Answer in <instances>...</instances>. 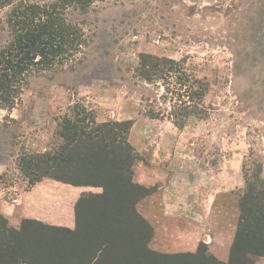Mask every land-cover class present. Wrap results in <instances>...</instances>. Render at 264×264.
Wrapping results in <instances>:
<instances>
[{"label": "rangeland", "instance_id": "1", "mask_svg": "<svg viewBox=\"0 0 264 264\" xmlns=\"http://www.w3.org/2000/svg\"><path fill=\"white\" fill-rule=\"evenodd\" d=\"M55 1L14 0L12 5ZM249 1L93 0L86 13L68 9L66 18L81 30L86 46L57 66L14 78V93L0 92V200L9 190L29 188L21 158L59 151L65 119L81 126L91 121L97 126L138 122L141 150L131 145V128L125 134L117 132L132 149L128 179L133 183L134 165L158 159V148H166L186 156L180 159L217 162L223 171L231 167L236 172L234 185L243 179L235 198L245 188V177L258 189L264 181V20L253 13L257 5ZM10 8L0 9V50L13 37ZM142 54L178 61L189 78L186 87L179 86L176 74L159 79L155 87L137 79L134 69ZM189 85L203 88L204 94L198 100V115L183 127L147 115L150 108L168 111L176 99L186 101ZM72 167L74 175L85 174L78 165ZM80 188L85 201L72 241L87 249L107 245L109 254L102 264H133V256L146 262L145 248L178 253L175 247L154 250L152 227L145 228L125 209L142 191L122 195L112 188ZM103 193L114 195V203L99 197ZM3 225L0 218L1 229ZM20 225L7 223V228L18 230ZM205 249L204 256L212 255L207 245Z\"/></svg>", "mask_w": 264, "mask_h": 264}, {"label": "trees", "instance_id": "2", "mask_svg": "<svg viewBox=\"0 0 264 264\" xmlns=\"http://www.w3.org/2000/svg\"><path fill=\"white\" fill-rule=\"evenodd\" d=\"M13 1L0 0V9L11 5L8 20L12 24L10 27L13 33L12 41L0 50V89H4L0 90L1 93L7 90L14 93L15 85L10 83L14 78L57 66L69 55L75 57L73 53L80 52V48L86 46V41L76 24L67 20V10L86 13L93 3V0H56L48 5H12ZM183 73L178 61L150 54L140 55L138 66L134 69L137 79L153 87L159 79L172 74L179 76L180 87H186L184 83L189 78ZM163 87L167 93L168 89L164 84ZM202 89L193 90L192 85H189L184 91L188 96L186 101L176 99L168 111L150 108L147 115L152 119L167 118L181 128L187 119L198 115V100L204 94ZM180 96L182 95L179 98ZM195 99L196 103L193 102ZM132 124L129 120L97 126L91 121L90 124L81 126L65 119L59 125L63 140L59 151L21 158L29 186L43 178H50L76 187H102L104 191L107 188L117 189L122 195L124 191L132 194V190L137 189L142 191L141 196L135 197L125 209L131 212L130 216L148 228V223L136 212L135 204L149 190L128 179L132 149L117 133L123 131L125 134ZM122 144L125 146L123 150ZM77 165L78 170L85 174L71 173L74 171L72 166ZM259 184L257 189L245 177V188L238 202L237 228L227 262L219 261L210 254L204 256L205 245L200 243L195 253L162 254L145 248L148 260L144 262L141 257L133 256V264H255L264 257V181ZM99 197L106 198L109 203H114L115 200L114 195L105 196V193ZM83 201L84 196L79 197L75 205L74 230L46 226L29 219L22 220L20 228L14 230L7 228V221L0 214L4 223L3 229L0 228V264H102L109 254L107 245L101 243L87 249L72 241V233L77 231L76 227L80 222ZM128 259L129 256L125 260Z\"/></svg>", "mask_w": 264, "mask_h": 264}, {"label": "crops", "instance_id": "3", "mask_svg": "<svg viewBox=\"0 0 264 264\" xmlns=\"http://www.w3.org/2000/svg\"><path fill=\"white\" fill-rule=\"evenodd\" d=\"M249 3L257 5L253 13L264 20V0ZM138 124L135 121L131 126L130 142L141 150ZM177 152L158 148V159L134 165V183L150 190L136 202L135 210L153 229L154 250L168 252L165 249L175 247L178 253H192L203 243L217 260L227 262L239 218L235 192L241 189L243 179L234 185L236 172L231 167L223 171L217 162L180 159ZM81 192L80 187L43 178L27 190H9L7 198L0 200V214L13 227L29 219L72 229ZM257 264H264V257Z\"/></svg>", "mask_w": 264, "mask_h": 264}]
</instances>
